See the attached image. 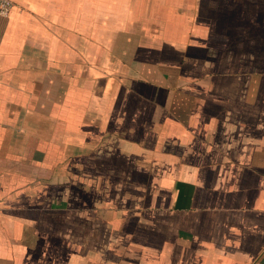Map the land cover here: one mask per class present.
I'll list each match as a JSON object with an SVG mask.
<instances>
[{"label": "crops", "instance_id": "0c3cea01", "mask_svg": "<svg viewBox=\"0 0 264 264\" xmlns=\"http://www.w3.org/2000/svg\"><path fill=\"white\" fill-rule=\"evenodd\" d=\"M13 2L0 264H264V0Z\"/></svg>", "mask_w": 264, "mask_h": 264}, {"label": "built area", "instance_id": "2783aa9c", "mask_svg": "<svg viewBox=\"0 0 264 264\" xmlns=\"http://www.w3.org/2000/svg\"><path fill=\"white\" fill-rule=\"evenodd\" d=\"M14 5L13 0H0V15L7 16Z\"/></svg>", "mask_w": 264, "mask_h": 264}]
</instances>
